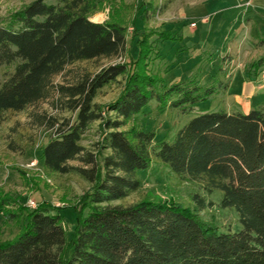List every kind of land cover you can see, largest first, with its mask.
Returning a JSON list of instances; mask_svg holds the SVG:
<instances>
[{"label":"trees","instance_id":"obj_1","mask_svg":"<svg viewBox=\"0 0 264 264\" xmlns=\"http://www.w3.org/2000/svg\"><path fill=\"white\" fill-rule=\"evenodd\" d=\"M104 5V0H33L0 25V67L14 68L0 86V118L56 99L54 105L75 119L49 121L55 132L42 148L44 169L76 173L92 185L70 238L65 217L44 205L5 213L19 231L0 241V264H264V106L248 113H202L172 141L154 146V131L128 128L151 101L190 114L197 104L227 92L229 84L219 79L209 86L199 80L165 86L164 78L148 69L155 33L134 34L137 55L123 63L129 35L121 16L92 21ZM160 10L150 1L146 18ZM134 27L139 30L137 21ZM157 36L164 42L175 34ZM102 59L115 62L95 74L68 70ZM262 61L251 70L259 71ZM57 77L67 83H55ZM120 78L118 97L97 104L100 91ZM94 123H99L100 140L92 152L82 141ZM76 160L83 166L69 165ZM154 160L179 181L197 183L206 195L220 191L219 207L234 209L242 229L222 232L207 224L201 212L214 202L200 193L192 195L193 207L149 198L113 205L141 189L139 172ZM6 201L1 199L0 207Z\"/></svg>","mask_w":264,"mask_h":264},{"label":"rangeland","instance_id":"obj_2","mask_svg":"<svg viewBox=\"0 0 264 264\" xmlns=\"http://www.w3.org/2000/svg\"><path fill=\"white\" fill-rule=\"evenodd\" d=\"M33 0H0V25ZM153 1L161 7L158 14L146 18L145 7ZM232 1V0H228ZM104 7L92 17L94 22H106L118 17L128 27V54L123 63H129L137 55L138 48L132 43L133 35L143 33L173 32L171 40L161 42L157 35L152 40L148 61L149 74L164 78V85L175 82L199 80L204 86L215 84L219 79L229 84L227 92L210 97L196 105L190 114H183L171 107H161L153 100L136 116L128 128L136 127L147 132L154 131V146L161 141H172L177 132L197 115L226 109L228 112L250 111L264 106V18L249 29L252 19L248 13L240 16L239 11L224 13L225 0H104ZM128 5L130 8L122 7ZM245 5V3H244ZM120 8V9H119ZM264 13V11H263ZM215 23L208 32L205 18ZM264 15V14H263ZM115 16V17H114ZM124 16V18L122 17ZM134 21H137L135 29ZM197 24V27L193 24ZM252 26V25H251ZM196 28V29H194ZM260 33V34H259ZM225 60L223 61V58ZM262 61L259 71H252L253 63ZM118 59L117 61H121ZM111 60L79 62L68 68L70 72L95 74L109 65ZM224 62V63H223ZM14 72L12 66L0 67V86ZM124 79L106 86L100 91L96 103L105 106L114 101L121 92ZM55 83H67L64 77L55 78ZM245 91V94L241 95ZM250 95V97L248 96ZM56 99L29 107L23 112H7L0 118V200L6 198L0 207V241L15 237L19 225L5 219V213H20L21 207L35 209L39 205L49 212H60L68 237L77 224V212L83 210L82 203L91 184L76 173L56 174L44 169L42 148L54 134L49 121L53 118L73 121L69 112L57 108ZM100 140L99 123H94L84 135L82 145L88 151L96 150ZM155 148V147H154ZM70 166H83L76 160ZM141 189L130 197L114 202L113 205L129 206L143 199L173 200L183 206L193 207L192 195L200 193L214 206L201 212L207 224L216 226L222 232L234 233L242 229L234 209H221L220 191L206 195L197 183L179 181L169 169L154 160L150 169L139 172ZM82 199V200H81ZM35 204L33 206L32 204ZM2 204L0 203V206ZM26 221V213L22 217Z\"/></svg>","mask_w":264,"mask_h":264},{"label":"crops","instance_id":"obj_3","mask_svg":"<svg viewBox=\"0 0 264 264\" xmlns=\"http://www.w3.org/2000/svg\"><path fill=\"white\" fill-rule=\"evenodd\" d=\"M210 1H212V0H207V2H210ZM225 3H226L227 7L224 10V13L230 12V11L231 12L232 11H239L240 16H244L245 13H248L247 19L249 20V18H250L253 20V22L250 23V25H249V27H250L249 29H251V31H252V28L254 27V25H258V22L262 20V17L264 18V15H263L264 14L263 13V11H264V0H252L251 6H249V7H246L244 5L245 2L243 0H232V1L225 0ZM211 16H213V18L208 17V18L204 19V23L208 25L207 26L208 32L212 31V29L216 23V20H214V19H215V17H218V14H212ZM211 19H213L215 21V23H213L212 25H210ZM195 27H197V24ZM194 29H196V28H194ZM261 31H263L261 33V35L264 34V29H262ZM243 94H245V91H243L241 95H243ZM248 96L250 97V95H248ZM248 112H249V110L244 111V113H248Z\"/></svg>","mask_w":264,"mask_h":264},{"label":"built area","instance_id":"obj_4","mask_svg":"<svg viewBox=\"0 0 264 264\" xmlns=\"http://www.w3.org/2000/svg\"><path fill=\"white\" fill-rule=\"evenodd\" d=\"M243 1L245 2V6H246V7L251 6V1H252V0H243ZM193 26H196V24L194 23ZM32 205L35 206L34 203H33Z\"/></svg>","mask_w":264,"mask_h":264}]
</instances>
